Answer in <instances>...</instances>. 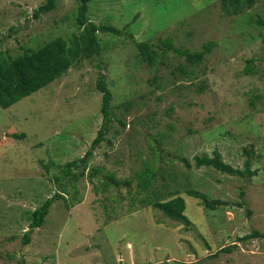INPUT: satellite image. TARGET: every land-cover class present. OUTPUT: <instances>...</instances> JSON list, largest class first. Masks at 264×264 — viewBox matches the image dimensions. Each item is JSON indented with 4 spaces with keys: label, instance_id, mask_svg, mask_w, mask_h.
Segmentation results:
<instances>
[{
    "label": "rangeland",
    "instance_id": "rangeland-1",
    "mask_svg": "<svg viewBox=\"0 0 264 264\" xmlns=\"http://www.w3.org/2000/svg\"><path fill=\"white\" fill-rule=\"evenodd\" d=\"M45 1L0 0L3 50L17 55L80 32L75 1L34 19ZM88 9L121 35L99 32V56L0 107V264H264V0L239 16L225 15L221 0H93ZM168 37L182 50L215 47L190 67L162 46ZM135 42L153 44L160 62H143ZM101 73L111 129L72 179L62 167L85 156L103 125ZM214 151L240 170L249 159L256 174L195 166ZM147 164L156 179L143 191ZM188 189L224 204L208 209ZM57 193L64 197L25 245L32 212ZM161 194L185 198L190 224L149 205Z\"/></svg>",
    "mask_w": 264,
    "mask_h": 264
},
{
    "label": "trees",
    "instance_id": "trees-1",
    "mask_svg": "<svg viewBox=\"0 0 264 264\" xmlns=\"http://www.w3.org/2000/svg\"><path fill=\"white\" fill-rule=\"evenodd\" d=\"M62 1L65 0H46L44 4L35 10L33 18L38 19L40 16L54 11ZM71 1L78 3L76 21L80 30L79 33L71 35L68 39L56 37L36 50L28 49L17 55H12L8 50H3L0 40V107L4 109L10 108L22 99L60 79L81 60L99 56L102 51L101 43L98 38L99 32L121 35V30L114 26L97 25L91 21L88 15V4L93 0ZM259 1L260 0H221V4L225 15L239 16L254 8ZM259 23L264 24V20L259 18ZM135 44L139 49L142 61L147 65L154 67L160 62L161 56L153 44L149 42H135ZM162 46L184 57L188 62V66L192 67L199 65L204 60L205 56L212 51L215 44L213 42L204 44L203 49L198 51L182 50L174 47L172 37H168L162 41ZM254 63V59L248 60L245 69L247 75L253 74ZM179 71L182 74L187 73V70L182 67L179 68ZM97 89L102 93L101 113L103 115V125L98 131L97 137L92 141L90 149L85 156L81 159L68 162L62 167L63 173L72 179L78 177V174L73 173L72 169L83 167L82 173H84L88 166V162L94 157L95 151L106 139V135L111 129V123L113 121L111 102L113 95L106 83V77L103 73L100 74V79L97 82ZM121 123L125 126V122L121 121ZM12 136L17 139H23L26 137V134L14 133ZM249 155H251V153H249ZM194 160L197 168L204 166L212 167L223 173H227L231 176H239L243 179L253 178L257 172L251 170V162L249 159L245 162V170L233 168L223 161L222 155L218 151H214L213 157L201 155L196 156ZM184 161L188 167H192L187 160ZM139 174L140 189L143 191L149 190L156 179L155 170L151 165L149 166L147 164L145 169ZM57 181H60V179ZM111 181L114 182L112 178ZM186 194L200 200L208 209L214 210L217 206L224 204L220 200L210 199L206 194L195 189L186 190ZM56 197L63 198L64 196L57 193L54 197L44 201L40 207L32 212L29 230L25 232L23 240L25 245L30 243L32 231L45 224L46 218L50 213L51 205ZM81 201L82 200H79L77 203H81ZM149 205L161 210L164 215L173 220L190 224L185 214L187 208L185 198L180 195L175 194L168 197L161 194L151 200ZM254 236H258V233L255 232L252 236L246 237L243 240ZM262 236H264V234ZM225 251H227V249L220 250L219 252ZM219 252L215 255L217 256Z\"/></svg>",
    "mask_w": 264,
    "mask_h": 264
}]
</instances>
